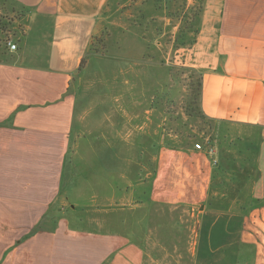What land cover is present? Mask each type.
Segmentation results:
<instances>
[{
    "label": "crops",
    "instance_id": "crops-1",
    "mask_svg": "<svg viewBox=\"0 0 264 264\" xmlns=\"http://www.w3.org/2000/svg\"><path fill=\"white\" fill-rule=\"evenodd\" d=\"M6 1L17 51L0 61V264H264V0H197L190 10L186 0L139 1L163 8L161 26L144 9L136 16L154 28L158 51L169 47V57L173 48L175 65L201 78L199 108L216 154L143 150L135 136L134 157L152 162L146 177L134 174L131 203L102 176L90 184V200L72 196L78 168L103 173L112 148L104 136L86 138L83 111L75 125L72 86L90 46H105L108 0ZM32 32L44 53L29 51ZM212 160L253 168L249 194L210 193ZM123 204L127 235L74 226L105 223Z\"/></svg>",
    "mask_w": 264,
    "mask_h": 264
},
{
    "label": "rangeland",
    "instance_id": "rangeland-1",
    "mask_svg": "<svg viewBox=\"0 0 264 264\" xmlns=\"http://www.w3.org/2000/svg\"><path fill=\"white\" fill-rule=\"evenodd\" d=\"M139 1L108 0L109 20L105 46H90L82 63L83 70L76 75L72 84L80 99L75 125L80 123V113L83 111L86 123L91 125L88 126L86 138L93 140L104 136L107 140L105 144L112 146L108 147V165L101 168L103 173L88 171L89 168L80 173L84 169L78 168L73 181L74 198L90 200V184L96 177L102 176L104 183L123 187L124 203L134 201V174L140 176V179L146 177L152 162V158L148 156L134 157L135 136L139 138L137 143L143 150H157L161 144L183 148L201 143L207 148L205 143L211 124L202 119L197 107L199 76L192 69L175 65L180 62H174L173 48L169 57V47L160 46L158 51V40L153 36L154 28L147 26V20L138 22L136 16L139 10L144 9L145 16H156L159 20L156 27L161 26L163 8H146ZM182 4L189 10L193 6L188 2ZM10 6L11 3L0 0V27L3 29L0 40L15 44V39L10 34V26L14 20L9 12ZM35 21L38 18L33 19L34 23L29 25L33 26ZM13 32H17V29L13 28ZM33 34L28 35L29 51L44 53L47 46L34 44L37 41ZM15 45L16 52L17 44ZM96 53L99 56H95ZM146 110L150 114L145 113ZM103 142L102 140L100 143ZM92 143L96 144L97 141ZM202 153L206 154L205 151ZM215 154L214 149L213 156L206 155L212 159ZM110 160L117 163L118 169L113 170ZM254 178L255 173H251V180ZM129 207L125 204L113 206V210L108 211L105 223L91 224L85 220H76L74 226L88 231L127 235L132 228ZM91 214L94 216V213ZM120 221H123L121 228L118 227Z\"/></svg>",
    "mask_w": 264,
    "mask_h": 264
},
{
    "label": "trees",
    "instance_id": "trees-1",
    "mask_svg": "<svg viewBox=\"0 0 264 264\" xmlns=\"http://www.w3.org/2000/svg\"><path fill=\"white\" fill-rule=\"evenodd\" d=\"M3 33V29L0 27V35ZM2 36V35H1ZM9 55V48H7V41L4 39L0 40V61H6L10 59ZM83 63V61H82ZM200 95H201V78L199 77L198 82V93H197V107L199 110V114L205 121L208 122L204 118V116L200 112L199 108V102H200ZM209 123V122H208ZM210 124V123H209ZM206 146H210V140L208 139L206 141ZM213 166L216 168L215 173L212 178V186L210 189V193L221 192L223 195L228 196L229 198H243L246 197L247 194H249V189L244 188V183L251 179V173H255L253 168L250 167H244L235 165L234 163H230L228 165L219 166V163L214 160ZM257 174L255 173V178L253 180H256ZM234 184H233V181ZM228 182L232 184L231 187L228 186ZM224 183V186L219 188V184ZM228 186V187H227ZM255 209L252 208L251 210Z\"/></svg>",
    "mask_w": 264,
    "mask_h": 264
},
{
    "label": "built area",
    "instance_id": "built-area-1",
    "mask_svg": "<svg viewBox=\"0 0 264 264\" xmlns=\"http://www.w3.org/2000/svg\"><path fill=\"white\" fill-rule=\"evenodd\" d=\"M186 1L188 3H191V4L195 2V0H186ZM7 46L9 47L10 51L16 50V45L15 44L8 43ZM194 149L196 151H205L206 154L209 155V156H213V154H214V148L213 147L207 146V148L205 149L203 147V145H201V143L194 144Z\"/></svg>",
    "mask_w": 264,
    "mask_h": 264
}]
</instances>
